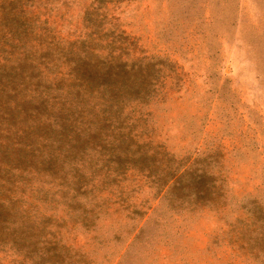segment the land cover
I'll return each instance as SVG.
<instances>
[{
  "label": "rangeland",
  "instance_id": "obj_1",
  "mask_svg": "<svg viewBox=\"0 0 264 264\" xmlns=\"http://www.w3.org/2000/svg\"><path fill=\"white\" fill-rule=\"evenodd\" d=\"M34 3L37 24L44 20L60 45L91 33L98 55L111 50L128 61H154L156 87L147 101L124 100L120 129L131 127V136L164 150L174 164L202 157L194 165L212 172L221 202L185 198L177 205L181 198L169 201L156 192L155 175L103 166V154L89 146L77 163L87 172L82 188L88 191L75 196L81 206L69 203L72 187L64 191L58 178L35 174L16 193L21 213L54 231L68 248L66 260L73 255L76 264H264V248L236 240L249 220L251 203H245L256 197L264 204V0ZM4 54L0 49V60ZM89 99L105 102L101 90ZM84 206L93 208L92 223L72 219ZM32 261L0 244V264Z\"/></svg>",
  "mask_w": 264,
  "mask_h": 264
},
{
  "label": "trees",
  "instance_id": "obj_2",
  "mask_svg": "<svg viewBox=\"0 0 264 264\" xmlns=\"http://www.w3.org/2000/svg\"><path fill=\"white\" fill-rule=\"evenodd\" d=\"M34 1L0 0V49L6 52L0 60V244L9 243L25 257H33L30 264H76L73 255L66 260L68 248H61L67 246L59 243L54 231L39 228L40 220L21 213L22 200L16 193H23L29 180L40 174L58 178L67 186L64 191L72 187L69 203L81 206L75 196L88 191L82 188L87 172L77 163L84 162L89 146L103 154V166L113 162L118 172L135 167L155 175L156 192L169 195V201L181 198L177 205L185 198L221 202L212 172L204 163L194 165L202 157L174 164L164 150L131 136V127L120 129L124 100L147 101L156 87L154 61H128L111 50L98 55L91 33L60 45L44 20L37 24ZM93 90H101L105 102L89 99ZM41 189L42 184L30 191L35 195ZM62 195L68 197L67 192ZM248 203L249 220L236 240L246 239L249 249L264 248V204L256 197ZM92 209L84 206L72 219L92 223Z\"/></svg>",
  "mask_w": 264,
  "mask_h": 264
}]
</instances>
